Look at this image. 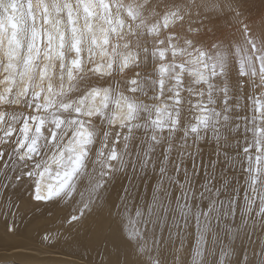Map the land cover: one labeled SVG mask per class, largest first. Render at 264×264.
I'll return each mask as SVG.
<instances>
[{
  "label": "snow or ice",
  "instance_id": "obj_1",
  "mask_svg": "<svg viewBox=\"0 0 264 264\" xmlns=\"http://www.w3.org/2000/svg\"><path fill=\"white\" fill-rule=\"evenodd\" d=\"M259 3L253 11L249 0H0V239L20 233L17 219L30 208L50 205L56 222L39 228L42 242L102 247L95 261L81 255L63 264H142L132 258L140 253L149 255L147 264H159L150 250L160 242L146 238L144 225L164 220L163 200L154 201L162 210L157 215L134 208L128 189L118 200L106 197L103 169L87 175V187L78 181L90 143L103 138L105 155L115 151L119 159L138 133L144 170L164 142L166 157L173 148L180 157L173 169L183 168L187 150L195 175L201 144L193 152L181 132L178 147L180 128L193 144L205 133L218 144L235 140V158L217 151L218 162L246 168L243 211L264 229V0ZM184 176L186 183L176 182L178 212L166 222L176 244L193 220L204 229L232 211L207 189L200 195H208L210 208L197 211L191 206L197 189L186 170ZM25 188L27 198H17ZM68 202L73 207L65 212L60 205ZM121 240L129 249L123 256ZM20 255L0 254V264H33ZM257 257L264 264V234L244 264H258Z\"/></svg>",
  "mask_w": 264,
  "mask_h": 264
},
{
  "label": "bare ground",
  "instance_id": "obj_2",
  "mask_svg": "<svg viewBox=\"0 0 264 264\" xmlns=\"http://www.w3.org/2000/svg\"><path fill=\"white\" fill-rule=\"evenodd\" d=\"M249 6L253 11L257 10L260 7L259 0H249ZM4 87L5 85L0 83V90H3ZM190 119V115L186 116L185 122ZM181 134L177 130L174 139L178 141ZM189 143H191L190 140ZM144 147L142 134L138 133L131 141L133 156L136 155L139 149ZM226 147L228 153L234 158L235 153L240 150L236 144ZM166 148L167 145L161 142L153 150L154 159L149 165L150 167L144 170L142 175L136 176L134 181L129 177L117 179L108 189L107 197L118 200L128 189L134 208L139 206L145 213L156 211L157 215H160L162 210L156 208L154 201L163 200L168 209L167 212L162 213L164 220L157 219L154 223L144 225L146 238L155 237L160 242V247L151 249L150 254L153 256L163 255L172 246L168 240L170 224L166 222L170 221L172 215L178 212L176 202L181 198L176 182L186 183L184 176L186 170L188 178L197 189L192 194L191 206L193 208L197 211H207L210 208L208 195H200L207 189L214 193L215 199L223 202L225 212L228 205H231L232 209L230 215L223 214L209 223V227L212 228L211 231L202 229L195 220L188 225L184 239L188 253L186 258L189 260V264H204L205 260L208 261V264H215L218 258L225 264L228 262L230 264H244V258L252 257V252L257 247L260 236L264 234L262 233L264 229H261L259 223L253 226L251 217L243 211L247 192L246 168L242 167L238 161L228 164L227 167L223 166L222 161L218 162L216 145L205 141L201 144V155L195 161V175H193V162L189 159H184L183 168L173 169L172 161L176 160L178 153L173 148L167 153V159H165ZM95 152L96 147H93L92 154ZM185 155H188V153H185ZM90 167L91 165L88 163L87 168ZM162 167L165 169L163 174L161 173ZM87 168L85 171H87ZM78 183L83 186L82 188L87 187V176H81ZM130 184L131 188L129 189ZM163 185H167L166 193L163 191ZM217 188H219L218 192ZM16 195L17 198H27V189L25 188ZM60 207L68 212L72 210L73 206L71 202H68L61 204ZM50 211H54V208L50 205L41 206L36 210L30 208L22 222L18 218L17 224L20 227V233L17 236H6L0 239V254L20 253V259L30 260L33 264H63L67 261H79L81 255H84V259L88 258L95 261L98 258V251H102V247L89 251L80 244H60L56 247H49L48 244L51 242H42L41 238L46 233H41L39 228L54 226L56 222L55 215L49 216ZM3 220L4 217L0 216V232L3 231ZM201 234L203 235V251L198 255V242ZM119 235V228L114 226V236L119 239ZM172 238L175 240V236ZM120 246L121 255L123 256L129 249L122 240ZM225 250H227L228 255H225ZM132 258L141 261L142 264H147L149 255L140 253ZM257 260L259 264L258 257Z\"/></svg>",
  "mask_w": 264,
  "mask_h": 264
},
{
  "label": "clouds",
  "instance_id": "obj_3",
  "mask_svg": "<svg viewBox=\"0 0 264 264\" xmlns=\"http://www.w3.org/2000/svg\"><path fill=\"white\" fill-rule=\"evenodd\" d=\"M204 0H187L188 4L196 5L203 3ZM195 13V8L193 9ZM223 79V77H221ZM187 123V122H186ZM180 132H184V135L188 136L191 143H189L188 147L191 148L193 152L199 148V145L202 144L205 141H208L209 143H214L216 145V151L220 152L223 156L225 151H228V148L226 146H231L236 144L235 140H230L226 143H220L218 144L214 137L211 135L205 133L202 136H197L196 140L198 141L197 144L192 143V137L189 135L188 132H186L183 128L178 129ZM98 134V130H97ZM205 136H207V139H205ZM225 136H227V133H225ZM161 139H166L165 137H161ZM183 137H181V140ZM242 143V142H241ZM178 147H183V145L178 140L176 142ZM98 145V147H97ZM237 145V144H236ZM93 147H96V152L92 154ZM105 144L104 139L101 138L99 144L90 143L88 152L86 153V158L83 161L85 165V169L87 168V164L90 163L91 167L87 168V171H82L81 176H87V175H95L96 172H99L101 169L104 170V175L106 178L107 183V190L105 193V196L107 197L108 189L111 188V186L115 183L117 179H123L124 177H129L130 179L133 176H140L143 174L144 169L141 163V160L138 158L137 154L133 156L132 149L129 147L127 151L124 150V148H121L119 159L116 158V152L111 151V155H105ZM202 151V149H199ZM99 153V154H98ZM187 153V150H185L183 154V159H187L188 155H185ZM79 159V158H78ZM167 159V157L165 158ZM180 157H177L176 160H179ZM87 162V163H86ZM150 167V166H149ZM95 170V171H94ZM81 176L79 177V180L81 179ZM81 187H83L81 185ZM97 211H100V208L96 209ZM103 212L105 215L108 214V208L103 207ZM204 230L211 231L212 228L209 227V225L204 226ZM170 242V241H169ZM202 242H203V235L201 234L200 241L198 242V255L200 252L203 251L202 248ZM185 239L182 238V243L176 244L175 240L171 239V248L168 251H165L163 255H157L156 257L159 260V264H189V260L186 258L188 253L186 251L185 247ZM170 252V255H169ZM204 264H208V261L205 260Z\"/></svg>",
  "mask_w": 264,
  "mask_h": 264
},
{
  "label": "rangeland",
  "instance_id": "obj_4",
  "mask_svg": "<svg viewBox=\"0 0 264 264\" xmlns=\"http://www.w3.org/2000/svg\"><path fill=\"white\" fill-rule=\"evenodd\" d=\"M220 258L217 259V261L215 262V264H225L223 263V261L219 260ZM244 263V262H243ZM227 264H230L229 262Z\"/></svg>",
  "mask_w": 264,
  "mask_h": 264
}]
</instances>
